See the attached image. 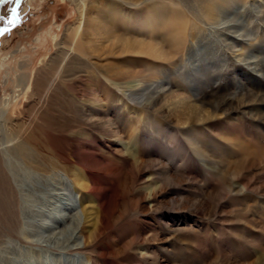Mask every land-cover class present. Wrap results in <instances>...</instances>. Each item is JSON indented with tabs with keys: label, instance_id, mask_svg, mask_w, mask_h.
<instances>
[{
	"label": "rangeland",
	"instance_id": "rangeland-1",
	"mask_svg": "<svg viewBox=\"0 0 264 264\" xmlns=\"http://www.w3.org/2000/svg\"><path fill=\"white\" fill-rule=\"evenodd\" d=\"M77 2L21 0L19 21L0 36V160L8 151L21 175L43 172L27 155L36 159L44 133L63 144L59 135L70 130L60 132L59 105L69 114L97 100L106 110L117 95L118 111L109 117L118 119L121 138L80 121L87 141L111 159H129L141 175L119 199L126 213L107 241L118 256L80 254L34 235L23 241L21 222H3L14 197L0 169V264H264V0H97L84 5L83 19ZM12 4H0V29L9 26ZM100 14L115 33L98 41L94 29L82 32ZM231 19L241 23L236 38L223 33ZM57 66L68 69L58 76ZM168 78L170 95L153 109L128 99L137 89L112 83ZM185 80L229 101L217 112L181 116L188 110L176 105L187 93ZM71 194L52 195L44 221L72 201L74 211L91 205L79 189Z\"/></svg>",
	"mask_w": 264,
	"mask_h": 264
},
{
	"label": "bare ground",
	"instance_id": "bare-ground-1",
	"mask_svg": "<svg viewBox=\"0 0 264 264\" xmlns=\"http://www.w3.org/2000/svg\"><path fill=\"white\" fill-rule=\"evenodd\" d=\"M73 1L76 2L77 0ZM203 1L204 0H196L197 3ZM96 2L97 0H78L77 6L81 9L80 13L82 19L84 5L86 6L90 3L93 5ZM224 3L227 5L228 2L224 1L223 4ZM213 5L214 4L210 5L208 8L211 12L210 15L216 16L218 12ZM98 16L97 19H99V23H93L90 20V22L87 23V27H85L86 29H83L82 34L84 35L87 33L89 29H94V32L98 33L96 37L97 40L101 41L105 38L106 34L115 33V28H113L111 23H108V25V19L101 17V14ZM239 26H241L240 22L236 19H231L223 26V33L236 38ZM77 34L81 35V32H77L76 35ZM239 35L242 34L240 33ZM116 38H118V35ZM127 44L129 46V43ZM89 46L86 47L85 45H81L79 50L85 54L89 51ZM159 55L161 57H167V55L160 50ZM256 58L255 56V59ZM254 63L259 64V60H256V62L254 61ZM67 69L68 67L64 69L63 67L58 68L57 66L58 76L66 72ZM88 69L91 68L88 67ZM90 74L92 77V71ZM180 76L181 75H179V77ZM112 78L113 80H117L118 74H114ZM94 81L95 83L101 84L102 80L94 78ZM135 81H126L123 83L113 81L112 83L116 87H123L126 90L137 89V91L129 92L128 99L143 106L145 109L155 108L159 102L170 95L169 91H171V87L173 86V81L170 78L162 79L153 85L145 86L144 81ZM185 81L186 84H184L188 89H185L184 92L187 93H185V96L179 94V102H177V104L175 103L176 105L183 103V105L188 107V110L184 112L185 114H180L181 116H189L190 110L193 112L194 110H201L207 114L217 112L224 108L222 107L224 103L229 101L226 96L219 97L216 96V93L212 95L208 94V92L201 94L199 93L198 84L195 85V83H193L192 85L189 84L187 80ZM54 82L55 79L52 80V83ZM67 95V93H64L61 96L65 97ZM95 97H98V93ZM182 97L185 98L186 101L183 100ZM210 97H214L215 99L209 100ZM111 99L112 105H109L106 110L100 108L99 104L96 102L97 100L91 102L89 105L83 103L79 105L78 110H70L69 114H65L62 111L64 108L67 109L66 104L63 103V105H59L60 110H58L59 113L56 117L64 119L63 124L66 128L60 132L62 134L70 130V133L68 132L67 135H59V137H62L64 140L63 144L44 133L46 145L45 147L43 144L40 145L38 149L39 152H37L36 157H34L36 159H31L30 155H27L28 162L43 172H37L38 174L35 176H29L28 174L26 176L24 174L21 175L19 170L15 169V160H13L10 154L11 152L9 153L8 151L5 152L4 159L0 160L2 175L5 176L6 182L12 187L14 197L10 202L11 204H9L12 210L10 214H8V217L3 219V222H9L10 224L21 222L22 226L20 227V231H17V234L23 238V241L24 239L26 240L28 235H34L36 236V241L44 242L47 245L54 244L63 248L65 247L67 250L75 251L76 253L89 254L97 252L101 258L118 256V248L114 249L107 241H113L112 232L126 213V209L120 208L119 199L126 198L128 195V188L136 186L141 175L136 172V165L130 163L129 159H121V161L111 159L105 156L103 150L99 149L96 144L87 141L86 138L88 134L85 129H82L80 121L85 118L83 120H86V122L91 125H101V128L105 129L108 136L112 134V136L114 135L121 138V125L118 124V119L109 117L112 113V109H115L113 111H118L116 103L119 99L117 95L112 96ZM190 101H192V104ZM13 125L17 126V123H13ZM87 148H93L94 150L91 152H89V150L88 153ZM102 174L109 175L110 180L106 179ZM54 178H58L59 183H56L53 180ZM53 185L57 186L59 192H55V189L52 188ZM73 189H79L83 194V197L80 195V199L81 197L82 199H89L91 205L88 208L85 206L81 211H74V206L77 205V201H72L71 204L67 203V205H65V207L67 206L66 208L62 205L63 209L61 208V212L51 213V215H49V217H51V222L44 221L43 214L46 211L43 206H46L48 202L51 204L54 203L55 198L51 200L52 195L58 197L68 192L70 196L72 195ZM84 189L86 192L83 191ZM67 209L70 211L68 212ZM67 223L68 225H66ZM86 226L89 227V229H87ZM5 231L7 230L5 229ZM45 231L49 232L47 236H44ZM10 233L14 235L15 232ZM0 234L2 235V233ZM20 237L19 240H21ZM61 239H64L63 243L60 242ZM133 243L134 242L127 244L124 247L125 251L131 248Z\"/></svg>",
	"mask_w": 264,
	"mask_h": 264
},
{
	"label": "snow or ice",
	"instance_id": "snow-or-ice-1",
	"mask_svg": "<svg viewBox=\"0 0 264 264\" xmlns=\"http://www.w3.org/2000/svg\"><path fill=\"white\" fill-rule=\"evenodd\" d=\"M9 3H15L17 6L21 3V0H0V4H9ZM19 15L17 12V8L11 9V17L6 21L7 25L15 26L17 22L19 21ZM4 17L0 16V21H3ZM10 29L8 27H5L3 29H0V35H2L4 32H8Z\"/></svg>",
	"mask_w": 264,
	"mask_h": 264
},
{
	"label": "water",
	"instance_id": "water-1",
	"mask_svg": "<svg viewBox=\"0 0 264 264\" xmlns=\"http://www.w3.org/2000/svg\"><path fill=\"white\" fill-rule=\"evenodd\" d=\"M14 7L17 8V5H16L15 3L12 4V8H14ZM17 12H18V9H17ZM18 15H19V13H18ZM19 18H20V15H19ZM6 27H8V28L10 29V28H12L13 26H12V25H9V26H6ZM0 36H1V35H0Z\"/></svg>",
	"mask_w": 264,
	"mask_h": 264
}]
</instances>
